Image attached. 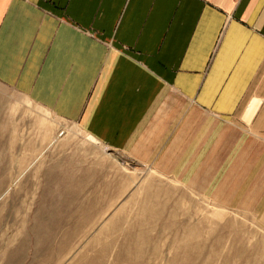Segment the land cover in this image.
Masks as SVG:
<instances>
[{
	"label": "crops",
	"instance_id": "crops-1",
	"mask_svg": "<svg viewBox=\"0 0 264 264\" xmlns=\"http://www.w3.org/2000/svg\"><path fill=\"white\" fill-rule=\"evenodd\" d=\"M0 85L264 228V0H0Z\"/></svg>",
	"mask_w": 264,
	"mask_h": 264
},
{
	"label": "rangeland",
	"instance_id": "rangeland-1",
	"mask_svg": "<svg viewBox=\"0 0 264 264\" xmlns=\"http://www.w3.org/2000/svg\"><path fill=\"white\" fill-rule=\"evenodd\" d=\"M0 264H264V228L0 85Z\"/></svg>",
	"mask_w": 264,
	"mask_h": 264
}]
</instances>
